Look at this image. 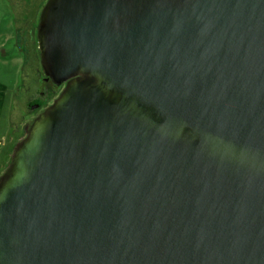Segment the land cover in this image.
Instances as JSON below:
<instances>
[{
  "label": "water",
  "instance_id": "water-1",
  "mask_svg": "<svg viewBox=\"0 0 264 264\" xmlns=\"http://www.w3.org/2000/svg\"><path fill=\"white\" fill-rule=\"evenodd\" d=\"M35 37L62 87L0 171V264H264V0H46Z\"/></svg>",
  "mask_w": 264,
  "mask_h": 264
},
{
  "label": "rangeland",
  "instance_id": "rangeland-1",
  "mask_svg": "<svg viewBox=\"0 0 264 264\" xmlns=\"http://www.w3.org/2000/svg\"><path fill=\"white\" fill-rule=\"evenodd\" d=\"M12 0H0V80L7 85L0 116V159L11 152L15 142L24 135L25 122L37 113V106L27 93L33 95L37 89V71L43 74L41 61L26 58L29 41L16 45L14 35L21 30L23 13L15 9ZM24 56V57H23ZM29 90V91H28ZM28 91V92H27ZM6 160L0 161V171Z\"/></svg>",
  "mask_w": 264,
  "mask_h": 264
},
{
  "label": "flooded vegetation",
  "instance_id": "flooded-vegetation-1",
  "mask_svg": "<svg viewBox=\"0 0 264 264\" xmlns=\"http://www.w3.org/2000/svg\"><path fill=\"white\" fill-rule=\"evenodd\" d=\"M45 2L46 0H12V4L16 5L15 9H20L24 16L22 28L14 35V41L16 45L21 42L23 43L24 40L29 41L28 48L31 49V53L30 51H27L25 53L26 58H30L31 56L32 59H38L35 36L38 26L39 14ZM36 71V81L38 86L34 97L28 90L29 93H27V99L30 103L32 99H34V102L37 105L35 110L38 112L51 103L53 98L57 95L60 88L62 87V84H56L50 76L41 74L39 67L36 69ZM40 81L43 82V87L41 89L39 88Z\"/></svg>",
  "mask_w": 264,
  "mask_h": 264
},
{
  "label": "crops",
  "instance_id": "crops-1",
  "mask_svg": "<svg viewBox=\"0 0 264 264\" xmlns=\"http://www.w3.org/2000/svg\"><path fill=\"white\" fill-rule=\"evenodd\" d=\"M7 90V85L0 80V116H1V110L4 104V99H5V92ZM0 144H2V140L0 139ZM3 159H0V161L5 160V155L2 157Z\"/></svg>",
  "mask_w": 264,
  "mask_h": 264
}]
</instances>
